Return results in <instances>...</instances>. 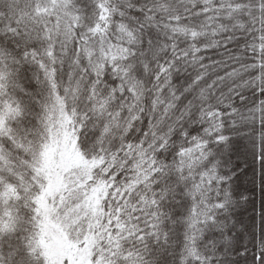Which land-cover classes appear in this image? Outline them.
Listing matches in <instances>:
<instances>
[{"label": "snow or ice", "instance_id": "1", "mask_svg": "<svg viewBox=\"0 0 264 264\" xmlns=\"http://www.w3.org/2000/svg\"><path fill=\"white\" fill-rule=\"evenodd\" d=\"M0 264H264V0H0Z\"/></svg>", "mask_w": 264, "mask_h": 264}]
</instances>
